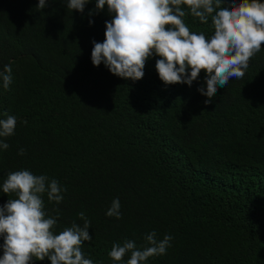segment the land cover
Masks as SVG:
<instances>
[{"label":"trees","instance_id":"1","mask_svg":"<svg viewBox=\"0 0 264 264\" xmlns=\"http://www.w3.org/2000/svg\"><path fill=\"white\" fill-rule=\"evenodd\" d=\"M37 4L0 0V71L12 67L9 89L0 81V119L17 117L15 134L0 137L10 145L0 148V205L16 198L2 192L8 174L26 169L66 188L59 205L42 197L49 216L60 210L57 234L82 225L80 212L91 221L82 251L94 264H127L108 256L112 244L144 245L152 230L173 239L146 264H264V45L206 104L203 70L191 86L165 85L156 56L137 81L93 65L107 6L89 16L95 0L83 13L66 0ZM185 23L213 34L210 19ZM117 197L119 219L106 215Z\"/></svg>","mask_w":264,"mask_h":264},{"label":"clouds","instance_id":"2","mask_svg":"<svg viewBox=\"0 0 264 264\" xmlns=\"http://www.w3.org/2000/svg\"><path fill=\"white\" fill-rule=\"evenodd\" d=\"M49 0H38L36 7L43 10ZM90 0H66L68 9L84 12ZM223 5V6H222ZM112 15L105 21L103 42L92 40L93 65L103 63L108 70L121 78L137 81L143 78L146 61L153 56L159 78L165 85L187 84L199 78L203 70L204 82L197 89L210 103L218 88H225L231 78L242 79L251 58L264 45V0H95V9L89 16L105 9ZM191 15L209 23L213 34L193 32L185 23ZM94 23L89 20V24ZM5 90L12 83V67L6 64L0 71ZM0 119V137L15 134L17 117L4 112ZM27 124V121H22ZM10 145L0 140V148ZM20 148L18 155H24ZM63 188L56 179L47 175H34L29 170L8 174L2 184L4 194H15L0 205V264H34L50 260L51 264H94L82 251V244L90 242L91 221L84 212L78 213L83 224L76 221L58 234L54 231L60 210L49 216L44 208L43 195L49 202H63ZM119 198H114L106 211L109 217H122ZM145 244L137 246L135 240L114 242L108 256L114 262L146 264L152 256L166 254L173 239L166 234L157 239L155 230L144 237Z\"/></svg>","mask_w":264,"mask_h":264},{"label":"rangeland","instance_id":"3","mask_svg":"<svg viewBox=\"0 0 264 264\" xmlns=\"http://www.w3.org/2000/svg\"><path fill=\"white\" fill-rule=\"evenodd\" d=\"M21 123H22V121H21ZM59 139H62V137L60 136V137H59ZM64 148H65V150H67V146H64ZM68 162H69V159H66V161L64 162V164H66V165H67V164H68Z\"/></svg>","mask_w":264,"mask_h":264}]
</instances>
